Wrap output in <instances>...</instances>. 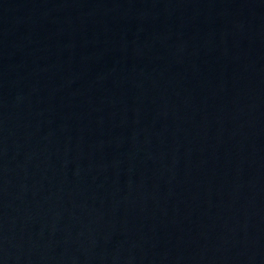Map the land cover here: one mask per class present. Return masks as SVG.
Returning <instances> with one entry per match:
<instances>
[{
  "label": "water",
  "instance_id": "water-1",
  "mask_svg": "<svg viewBox=\"0 0 264 264\" xmlns=\"http://www.w3.org/2000/svg\"><path fill=\"white\" fill-rule=\"evenodd\" d=\"M0 264H264V0H0Z\"/></svg>",
  "mask_w": 264,
  "mask_h": 264
}]
</instances>
